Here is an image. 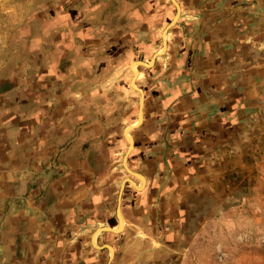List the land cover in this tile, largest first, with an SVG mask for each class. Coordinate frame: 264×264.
<instances>
[{
	"label": "crops",
	"instance_id": "obj_1",
	"mask_svg": "<svg viewBox=\"0 0 264 264\" xmlns=\"http://www.w3.org/2000/svg\"><path fill=\"white\" fill-rule=\"evenodd\" d=\"M177 2L165 50L150 69L137 66L135 86L133 72L125 81L140 59L120 33L110 46L106 28L77 29L89 46L60 49L53 15L50 32L33 33V68L58 71L63 54L70 68L21 96L0 92V264H152L156 244L166 250V235L185 226L188 188L264 150V0ZM141 99L126 164L145 182L128 177L122 191L124 129ZM247 228L233 225L232 236Z\"/></svg>",
	"mask_w": 264,
	"mask_h": 264
},
{
	"label": "rangeland",
	"instance_id": "obj_2",
	"mask_svg": "<svg viewBox=\"0 0 264 264\" xmlns=\"http://www.w3.org/2000/svg\"><path fill=\"white\" fill-rule=\"evenodd\" d=\"M153 2L154 4L148 3V0H0V92L5 90L21 96L25 85L34 88L39 85V79L45 82V78H55V72L68 74L66 68H70V64L67 54H63L58 71L45 69L46 64L33 68L29 63L33 61V50H30L34 45L33 33L37 29H41L44 35L50 32L52 15L58 21L60 49L74 44L84 48L89 46V43L84 41L83 44L82 38L77 36V29L78 32L82 29L91 32L106 28L109 38L104 41L105 45L110 46H113L114 36L120 33L122 45L131 49L139 61L143 60L147 64L134 61L131 68L128 67L125 82H128L132 72L136 79L138 72L135 74L134 70L137 71V66L150 69L156 58L163 54L165 47L162 48V31L177 10L172 0H165L167 7L162 0ZM167 9L169 14L164 18V10ZM148 14L153 16L155 23L151 28L153 36L146 38L144 19ZM177 21L178 17L163 32L165 38L166 32H170ZM136 33L139 37L132 38L131 35L135 37ZM45 41L44 37L43 46ZM25 45L28 53L18 49V46ZM150 49L159 54L154 53L151 58V54L147 53ZM46 57L50 59V56L43 55V61L48 60ZM71 74L75 76L74 71ZM3 77L8 80L3 81ZM134 82L133 80V86ZM8 83L11 84L10 87ZM43 89L45 91V86ZM27 94L29 97V92ZM135 95L138 99L141 97L137 90ZM139 114L133 123L142 122L143 117L139 118ZM126 122H130V119L125 116L118 131ZM128 126L124 129L126 138L132 137L130 130L137 125ZM131 141L133 142L132 138ZM122 175L126 178L122 191L131 189L133 183L127 179L135 175L124 168ZM141 181L138 189L145 182L143 179ZM194 184L186 183L188 187ZM196 184L201 187L188 188L187 208L183 217L185 226L176 232L171 231L170 236L166 235V240L172 244L168 249L165 248L168 252L159 250L160 246L156 244L152 264H264V150H253L246 160L238 159L235 163L224 160L223 163L214 165L213 181L209 179ZM118 190L117 186L114 187V198ZM119 218L122 222L115 231H120L123 227L120 211ZM235 224L249 226L250 229H239L238 234L232 236L231 227ZM158 250L161 252L156 253Z\"/></svg>",
	"mask_w": 264,
	"mask_h": 264
},
{
	"label": "water",
	"instance_id": "obj_3",
	"mask_svg": "<svg viewBox=\"0 0 264 264\" xmlns=\"http://www.w3.org/2000/svg\"><path fill=\"white\" fill-rule=\"evenodd\" d=\"M173 2H174V4L176 5V8H177V10H176V13H175V15H174V17L172 18V20L170 21V23L168 24V26L166 27V29L164 30V31H166L170 26H172L174 23H175V21H176V19H177V17H178V11H179V4H178V2L176 1V0H172ZM163 31V32H164ZM163 42H164V45L166 46V41L165 40H163ZM163 45V46H164ZM158 54V52L157 53H155V55H157ZM152 62V61H151ZM138 63L139 64H143V65H147L145 62H143V61H139L138 60ZM151 64V63H150ZM139 91L142 93V91L139 89ZM139 109H140V116H139V118L140 117H142V99L140 100V106H139ZM129 141V149H128V151L126 152V154H125V156H124V165H125V167H126V169L130 172V173H132V174H134V175H136V176H138L141 180H142V178H143V176L141 175V174H139V173H137V172H134V171H132L128 166H127V164H126V158H127V156H128V153L130 152V149H131V147H132V141H131V139L130 140H128ZM127 180H129L130 182H132L133 183V181L131 180V179H127ZM117 212H118V209H117ZM108 229V228H107Z\"/></svg>",
	"mask_w": 264,
	"mask_h": 264
},
{
	"label": "bare ground",
	"instance_id": "obj_4",
	"mask_svg": "<svg viewBox=\"0 0 264 264\" xmlns=\"http://www.w3.org/2000/svg\"><path fill=\"white\" fill-rule=\"evenodd\" d=\"M163 40H165L166 41V38L163 36ZM163 45H164V42H163ZM163 47H165V45L164 46H162V48ZM158 54H159V52H158ZM137 63H138V61H137ZM135 65H136V63H135ZM134 72H135V74L138 72V69H137V71L136 70H134ZM133 80L135 81V75L133 76V79H132V82H133ZM135 86V85H134ZM140 110V109H139ZM140 122H136V123H133V124H131V125H129L128 127H130V126H135V125H138ZM128 127L126 128V130L128 129ZM126 135L127 136H129L130 134L128 133V131H126ZM128 138V137H127ZM132 137H130V138H128V140H130Z\"/></svg>",
	"mask_w": 264,
	"mask_h": 264
}]
</instances>
